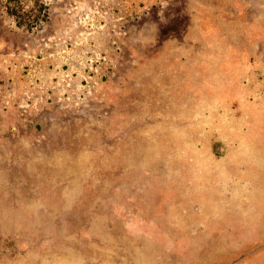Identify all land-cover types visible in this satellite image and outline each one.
I'll use <instances>...</instances> for the list:
<instances>
[{
    "label": "rangeland",
    "instance_id": "1",
    "mask_svg": "<svg viewBox=\"0 0 264 264\" xmlns=\"http://www.w3.org/2000/svg\"><path fill=\"white\" fill-rule=\"evenodd\" d=\"M35 1L17 6L23 22L34 21ZM263 2L114 0V10L101 13L79 11V3L73 5V17L60 21L62 38L72 30L60 45L70 43L75 51L63 68H48L43 93L51 95L54 108L63 107L59 98H66L65 108L77 110L70 118L76 119L75 128H82L65 136L76 141L90 125L92 140L103 145L100 171L92 170L90 188H99L108 204L102 209L108 216L102 214L113 222L111 204L118 188L124 226L122 230L119 219L116 227L114 223L111 246L93 238L84 255L79 244L70 243L65 251L52 250L56 261L264 264V155L258 148L264 72L255 69L264 63L259 52L264 48ZM145 25L154 26V39L142 47L135 35ZM23 68L6 64L0 69V87L8 97L25 93ZM34 88L28 84L26 92ZM22 102L26 117L31 102ZM7 103L4 98L0 107ZM50 118H45L47 125L58 124ZM3 121L0 117V138L7 140L12 130H4ZM32 124L50 131L34 120ZM15 127L13 134L24 132L20 124ZM28 198L33 209L36 199ZM10 199L0 194V223L23 219L30 228L34 213L28 212L26 220ZM50 222L46 216L44 223ZM48 242L55 244V237ZM3 248L0 243V252Z\"/></svg>",
    "mask_w": 264,
    "mask_h": 264
},
{
    "label": "crops",
    "instance_id": "2",
    "mask_svg": "<svg viewBox=\"0 0 264 264\" xmlns=\"http://www.w3.org/2000/svg\"><path fill=\"white\" fill-rule=\"evenodd\" d=\"M35 2L38 8L35 21L44 17L43 9L48 12L39 30L21 26V22L17 23L16 14L19 13L17 6L22 4L23 0H1L0 3V69L6 64L12 67L14 64H20L22 68L24 67L23 75L20 74L22 78L20 84L27 85V87L21 86L25 93L17 99L8 97L5 89L0 87V102L7 98L6 106L9 104L8 107H0V117L4 119V130H12L10 138L7 140L0 138V150H6L5 155L0 156V186L3 187L0 194L11 198L9 203H12L14 209L23 214L26 220L28 212L31 214L33 212L36 219L31 220L30 228L27 223L22 222L23 219L0 223V243L4 245L0 252V264H60L59 260L62 259L58 258L56 261L52 250L65 251L70 243L80 242V239L88 240L91 247L93 233L102 243L106 242L109 228L108 218L103 216V212H93L91 208L92 200L98 196L96 190L93 193L90 188L91 180H93L92 170L100 171L101 166L98 167V163L101 162L99 158L104 153L101 149L103 145L101 142L92 140L93 133L88 130L91 128L90 125L81 130L87 134H83V137L76 141L75 137L70 138L69 134L65 136L66 133H74L76 129L82 128L80 126L75 128L76 119L70 118L71 115L75 116L77 110L65 108L66 98H59V103H62L63 107L54 108L55 106L48 101L51 95L48 97L46 93H43L42 85L50 80L47 76L48 68L53 67L58 71L66 66V61L72 60L70 55L75 50L69 48L70 43L65 47L60 45L66 43V38L69 40L72 30H67L64 36L66 38H62L65 32L60 27V21L73 17L71 16L75 12L73 5L76 7L80 3L79 6L82 7H78V10L84 13H90L93 9L97 13L103 10L111 12L114 10V0H36ZM96 3L99 6L103 5L101 10L100 7H94ZM54 47H60L58 52H49ZM237 49L234 52L241 51ZM259 52L264 53V48L261 47ZM60 55H62V63ZM260 60L263 61L261 58ZM32 68H34V76L30 80ZM255 69L264 72V63ZM22 80L24 82H21ZM28 84H35V88L26 92ZM4 94H6L5 97ZM26 98L31 103L27 102L28 115L24 117L20 106ZM49 117L58 124L47 125L45 118ZM33 120L50 131L44 132L34 127ZM19 124L24 132L18 135L13 134V129ZM66 126H71V129H66ZM263 127L261 126L260 129L264 134ZM50 133L51 136H48ZM54 133H56L55 137ZM262 133L258 148L264 155ZM74 149H80V151L75 152ZM92 149L96 150L92 151ZM28 197L36 199L35 204L32 205L33 209L28 207L30 203ZM86 199L89 202L88 205L85 203ZM46 216L51 220L50 223H44ZM39 217H41L40 222ZM50 237H55V244L48 242ZM79 250L81 251L79 253L85 255L82 251H86L87 248L79 247ZM73 258H79V256H73ZM38 259H41L40 262ZM84 260H86L85 256Z\"/></svg>",
    "mask_w": 264,
    "mask_h": 264
},
{
    "label": "trees",
    "instance_id": "3",
    "mask_svg": "<svg viewBox=\"0 0 264 264\" xmlns=\"http://www.w3.org/2000/svg\"><path fill=\"white\" fill-rule=\"evenodd\" d=\"M11 1H16V0H11ZM46 10L45 9H43V11H42V14L44 15V17H40L38 20H34L33 22H30V23H25V22H23V19H22V17H20L18 14H16V21H17V23L18 22H21V26L23 25L24 27H29V28H33V29H36V30H39V29H41V26H42V24L44 23V18H45V16H46ZM14 134H16V135H18V133H14ZM19 134H21V133H19ZM96 149H92V151H95ZM76 152V151H75ZM97 157H99V155H96ZM97 189H98V191H95L97 194H98V196H99V198L97 199V197L96 198H94L93 200H92V202H91V208H92V210H93V212H100V211H102V209L104 208V206L106 207V205H108V204H106V203H103V201H102V194H101V192H99L100 190H99V188L97 187ZM93 192V191H92ZM118 188L115 190V192L113 193V195L115 196V198H114V201H115V203H110L111 204V206L113 205V207H115L114 208V211H116L115 213H113L114 215H115V217H116V221L115 222H113V220L111 219H108L107 221H109V228L107 229L108 230V232H107V237H106V242H103L102 243V241L100 240V238H98V237H95L96 235H94V233H93V238H98L99 239V241H100V243H102L103 245H105V247H107V245L109 246L110 244H111V242L113 241V231H112V229H113V225H114V223H115V226L114 227H116V223H117V219H119V222H120V225H121V228H122V230H123V226H124V223L122 222V221H124V217H123V211H121V212H119L121 209H122V205L119 203H117V197H118ZM94 193V192H93ZM113 201V202H114ZM85 203H86V205H88L89 204V202H88V200L86 199V201H85ZM81 204H83V203H81ZM119 209V210H118ZM103 213H105V215H107L108 216V212H107V210H105ZM121 216V217H120ZM106 217V216H105ZM106 218H108V217H106ZM122 218V219H121ZM129 221L131 222L132 220H128V221H125L126 223H129ZM122 222V223H121ZM111 231V232H110ZM112 239V240H111ZM81 241L80 242H73L74 244H79V247L80 248H84L87 244H88V240H86V241H83L82 239H80ZM86 242V243H85ZM94 242V241H93ZM84 246H83V245ZM81 246H83V247H81ZM111 246V245H110ZM79 247L77 246V248L79 249ZM90 251H91V249H87V253H90Z\"/></svg>",
    "mask_w": 264,
    "mask_h": 264
},
{
    "label": "clouds",
    "instance_id": "4",
    "mask_svg": "<svg viewBox=\"0 0 264 264\" xmlns=\"http://www.w3.org/2000/svg\"><path fill=\"white\" fill-rule=\"evenodd\" d=\"M153 28V25H145L142 29H140L135 35L136 42L142 47L150 44L154 39L152 35Z\"/></svg>",
    "mask_w": 264,
    "mask_h": 264
}]
</instances>
